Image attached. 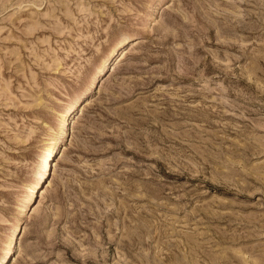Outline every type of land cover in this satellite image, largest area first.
<instances>
[{"label":"rangeland","instance_id":"374dc122","mask_svg":"<svg viewBox=\"0 0 264 264\" xmlns=\"http://www.w3.org/2000/svg\"><path fill=\"white\" fill-rule=\"evenodd\" d=\"M0 264H264V0H0Z\"/></svg>","mask_w":264,"mask_h":264}]
</instances>
